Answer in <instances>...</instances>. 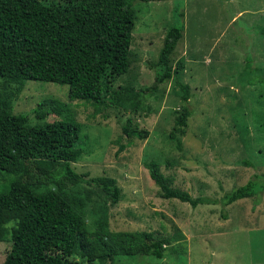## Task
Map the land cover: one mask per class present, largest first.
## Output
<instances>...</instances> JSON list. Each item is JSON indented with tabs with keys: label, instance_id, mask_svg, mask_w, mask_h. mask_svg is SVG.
I'll list each match as a JSON object with an SVG mask.
<instances>
[{
	"label": "rangeland",
	"instance_id": "rangeland-1",
	"mask_svg": "<svg viewBox=\"0 0 264 264\" xmlns=\"http://www.w3.org/2000/svg\"><path fill=\"white\" fill-rule=\"evenodd\" d=\"M132 6L133 62L114 86L151 85L154 73L147 63L156 60L169 27L176 23L183 27L170 56L176 79L158 85L145 99L149 115L142 109L132 113L127 106L97 112L89 103L70 101L68 85L56 82L29 80L17 92V85L0 81V93L15 97L14 114L53 98L67 102L72 117L81 123L83 154L72 163L74 170L86 172L84 179L112 177L120 188L118 205L113 207L86 181H66L62 193L76 201L89 230L153 231L171 239L161 259L114 255L105 264H264V0H134ZM178 81L191 93L187 104L192 113L182 135L176 133L175 118L186 103ZM126 116L148 135L132 138L118 152ZM58 118L52 114L40 120L30 112L27 124ZM150 159L172 177L173 186L192 197L218 202L192 207L161 198L145 167ZM248 180L257 181L256 193L223 206L219 199ZM35 189L46 192L56 186ZM224 212L226 219L221 216ZM10 244L0 242V264Z\"/></svg>",
	"mask_w": 264,
	"mask_h": 264
},
{
	"label": "trees",
	"instance_id": "trees-1",
	"mask_svg": "<svg viewBox=\"0 0 264 264\" xmlns=\"http://www.w3.org/2000/svg\"><path fill=\"white\" fill-rule=\"evenodd\" d=\"M133 1L0 0V81L17 85V92L29 80L66 84L70 101L89 103L97 112L102 107L127 106L132 113L142 109L149 115L145 99L158 85L176 79L170 56L182 38L183 27L172 24L164 34L156 60L147 63L154 73L151 85L114 86L133 62ZM178 85L186 103L175 118L176 133L182 135L192 113L187 104L191 93L186 84L178 81ZM14 99L12 93H0V242L11 243L2 264H82L76 258L88 264H105L114 255L137 254L161 259L170 238L153 231H91L76 201L62 193L66 181H86L109 198L113 207L120 199L114 178L84 179L86 172L74 170L72 163L83 154L79 144L82 125L72 117L68 103L44 98L31 111L14 114ZM30 112L40 120L52 114L59 118L29 125ZM147 135V129L126 116L121 123L118 152L132 138L144 139ZM145 167L159 186L161 198H175L192 207L218 202L204 196L192 197L173 186L172 177L162 173L154 159L145 162ZM38 185H55L56 189L40 192L35 189ZM256 185V180H248L219 201L225 206L252 196ZM221 216L227 218L225 212Z\"/></svg>",
	"mask_w": 264,
	"mask_h": 264
}]
</instances>
